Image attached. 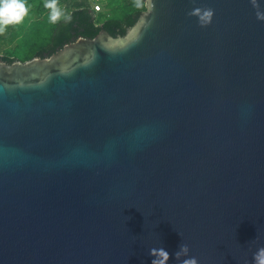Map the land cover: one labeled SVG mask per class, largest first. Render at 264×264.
Returning a JSON list of instances; mask_svg holds the SVG:
<instances>
[{"label":"water","instance_id":"water-1","mask_svg":"<svg viewBox=\"0 0 264 264\" xmlns=\"http://www.w3.org/2000/svg\"><path fill=\"white\" fill-rule=\"evenodd\" d=\"M143 5L122 34L0 57V264L264 247V0Z\"/></svg>","mask_w":264,"mask_h":264},{"label":"trees","instance_id":"trees-1","mask_svg":"<svg viewBox=\"0 0 264 264\" xmlns=\"http://www.w3.org/2000/svg\"><path fill=\"white\" fill-rule=\"evenodd\" d=\"M131 2V4L127 3L129 7L126 3H123L127 7L125 6L124 11H119L121 16L116 13L99 21L95 17L96 11L91 8L88 0H57V7L61 12V16L49 28L47 41L39 46H34L32 41L22 40V32L26 24L22 25V21L18 24H10L5 32L0 34V49L2 51L0 57L15 59L16 57L13 54L19 51L18 47H22V42L29 47L36 48L28 52L21 60L28 59L36 54L47 56L58 48L61 41L70 40L82 27L98 30L100 26H104L116 34H122L139 13L144 10L143 0H132ZM45 3L46 0H38L35 4L38 13L46 8ZM67 16H70V19H65Z\"/></svg>","mask_w":264,"mask_h":264},{"label":"rangeland","instance_id":"rangeland-1","mask_svg":"<svg viewBox=\"0 0 264 264\" xmlns=\"http://www.w3.org/2000/svg\"><path fill=\"white\" fill-rule=\"evenodd\" d=\"M131 1L132 0H88L91 5L96 4L99 6L95 14V17L98 18L99 21L116 13L121 16L119 11H124V9H126L125 6L127 7L129 3L131 4ZM37 2L38 0H25V7L28 8V13L22 20V25L26 24L22 32V40L32 41L34 46H39L41 43L47 41L49 28L53 25L50 19L51 9L44 8L43 11L38 13V9L35 5ZM123 3L128 4L125 5ZM35 48L36 47H29L22 42V47H18L19 51L13 55L16 57L15 59L21 60L23 56ZM1 53L2 51L0 49V54Z\"/></svg>","mask_w":264,"mask_h":264},{"label":"clouds","instance_id":"clouds-1","mask_svg":"<svg viewBox=\"0 0 264 264\" xmlns=\"http://www.w3.org/2000/svg\"><path fill=\"white\" fill-rule=\"evenodd\" d=\"M45 7L51 9L50 19L53 23L57 22L61 16V12L57 7V0H46ZM28 13V8L25 7V0H0V34H3L10 24L20 23ZM211 17L212 10L205 13ZM70 19V16L65 17ZM189 247L187 244H181L179 249L174 253L176 259L182 255L187 256ZM150 255L154 256L152 264H166L170 254L163 248L150 249ZM254 264H264V247L259 248L253 256ZM180 264H197L195 257H190L180 261Z\"/></svg>","mask_w":264,"mask_h":264},{"label":"built area","instance_id":"built-area-1","mask_svg":"<svg viewBox=\"0 0 264 264\" xmlns=\"http://www.w3.org/2000/svg\"><path fill=\"white\" fill-rule=\"evenodd\" d=\"M95 7H96V8H95ZM91 8H92L94 11H96V10L99 8V6L96 5V4H93V5H91Z\"/></svg>","mask_w":264,"mask_h":264}]
</instances>
